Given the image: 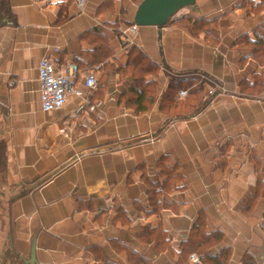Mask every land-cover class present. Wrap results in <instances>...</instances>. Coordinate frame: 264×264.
<instances>
[{
    "label": "crops",
    "instance_id": "0c3cea01",
    "mask_svg": "<svg viewBox=\"0 0 264 264\" xmlns=\"http://www.w3.org/2000/svg\"><path fill=\"white\" fill-rule=\"evenodd\" d=\"M79 1L9 0L15 23L0 27V264L11 250L25 264L33 245L39 264H131L129 248L152 264H177L201 213L207 231L223 233L213 251L230 246L228 264L247 253L264 264V65L250 43L264 4L196 0L163 27L133 33L142 0ZM129 41L158 66L148 77L157 100L146 111L133 103L132 78L117 71ZM43 57L77 64L82 96L44 111ZM88 70L98 80L91 90ZM202 75L213 85L204 82L198 110L160 106L171 78ZM179 91L175 100H184ZM164 168L180 176L161 195L171 206L137 210L149 195L146 177L162 182ZM147 225L167 232L168 249L144 241Z\"/></svg>",
    "mask_w": 264,
    "mask_h": 264
},
{
    "label": "trees",
    "instance_id": "16d2710c",
    "mask_svg": "<svg viewBox=\"0 0 264 264\" xmlns=\"http://www.w3.org/2000/svg\"><path fill=\"white\" fill-rule=\"evenodd\" d=\"M264 4V0H261L260 5ZM188 18L190 17H185ZM190 21V20H189ZM197 19L194 23L197 24ZM204 22V21H202ZM200 22V23H202ZM8 23H15V15L11 10L9 0H0V27ZM255 38L250 41L252 44L251 55L257 60L260 65H264V22L259 24L255 29ZM158 66L153 63L145 55V53L138 47L132 46L128 53V59L124 66H119L118 72L124 73L130 76L133 80L131 91L134 92L133 103L136 106L137 111H146L153 105L157 98V84L148 77L150 74L156 73ZM186 78L173 77L171 78L168 88L164 93L160 106L168 108L171 107L176 110V113H193L199 109L202 104L200 98L204 83H201L198 78H194L188 83H196L197 85L188 92V97L184 100H175V94L179 91L184 84L187 85ZM161 176L164 180L160 182L152 181L146 177L148 182L149 194H151L150 202L152 208L149 213H158L161 209L171 206V203L164 198H161L166 191H169L172 183L176 182L180 178L177 172L164 168L161 172ZM179 180V179H178ZM160 189V190H159ZM223 238V233L220 230L207 231L206 230V217L204 214H200L195 220L193 228L189 236L180 243L181 251L179 252V258L177 264H187L189 255L197 253L202 261L201 264H228L231 257L230 246L222 247L219 251L214 252L213 248L218 245ZM143 239L146 243H155L158 251H163L169 248V239L167 238V232L160 226L151 227L147 225L143 234ZM129 259L131 264H152L149 257L138 252L134 249H128ZM4 264H24L20 256L14 253L13 250L6 252L3 258ZM243 264H257L255 257L252 254H245L243 258Z\"/></svg>",
    "mask_w": 264,
    "mask_h": 264
},
{
    "label": "built area",
    "instance_id": "2783aa9c",
    "mask_svg": "<svg viewBox=\"0 0 264 264\" xmlns=\"http://www.w3.org/2000/svg\"><path fill=\"white\" fill-rule=\"evenodd\" d=\"M86 0H80L79 6L83 7ZM138 25L132 23L130 30L136 33ZM131 42V41H129ZM79 68L75 63L57 64L49 57H43L38 65V78L40 83V100L41 107L44 111L57 110L65 106L69 95L76 93L82 96V91L74 87L73 80ZM97 76L94 70H88L84 74V84L90 90L94 89L98 84ZM188 94L187 90H180L179 97L183 98ZM86 103H82L78 107V111H83ZM90 110H95V105L90 106ZM192 264H201L202 261L197 253L189 256Z\"/></svg>",
    "mask_w": 264,
    "mask_h": 264
},
{
    "label": "water",
    "instance_id": "95a60500",
    "mask_svg": "<svg viewBox=\"0 0 264 264\" xmlns=\"http://www.w3.org/2000/svg\"><path fill=\"white\" fill-rule=\"evenodd\" d=\"M196 0H142L137 6L133 23L141 25H155L163 27L170 18L181 8L193 6ZM25 264H39L35 247L32 246L31 254Z\"/></svg>",
    "mask_w": 264,
    "mask_h": 264
},
{
    "label": "rangeland",
    "instance_id": "374dc122",
    "mask_svg": "<svg viewBox=\"0 0 264 264\" xmlns=\"http://www.w3.org/2000/svg\"><path fill=\"white\" fill-rule=\"evenodd\" d=\"M121 22H123V20L121 21ZM122 26H123V23H120V24H117V28L116 29H118V28H122ZM119 31H120V29H119ZM120 34H122L121 33V31H120ZM125 46H126V50L128 51V50H130L131 48H132V46H134L133 44H131L130 42H125ZM199 79H201V83H204V82H207L208 83V85H213V82L209 79V78H207V77H205V76H200V78ZM260 81V79L258 78V80H257V82H259ZM197 84L196 83H187V85L186 84H184L183 85V87L182 88H184L183 90H187L188 92L191 90V89H193L195 86H196ZM206 96V94L205 93H203L202 92V94H201V96H200V98L202 99V96ZM187 98V96H185L183 99H186ZM172 113H173V111H172ZM173 184V183H172ZM0 186H1V181H0ZM151 194H149L148 196H147V200L144 202V203H139V204H137L135 207H136V209L137 210H139V211H145L146 210V212H148L151 208H152V206H151V202H150V198H151ZM0 201L1 202H6L7 201V199H4V198H1V196H0ZM115 213L118 215V217L120 218V219H122V222L123 223H127L128 222V219H127V216H126V212L122 209V208H115Z\"/></svg>",
    "mask_w": 264,
    "mask_h": 264
}]
</instances>
